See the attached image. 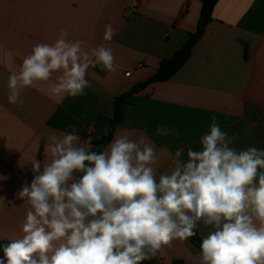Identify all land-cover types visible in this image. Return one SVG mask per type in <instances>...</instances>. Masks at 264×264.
I'll use <instances>...</instances> for the list:
<instances>
[{"label": "crops", "instance_id": "crops-1", "mask_svg": "<svg viewBox=\"0 0 264 264\" xmlns=\"http://www.w3.org/2000/svg\"><path fill=\"white\" fill-rule=\"evenodd\" d=\"M201 7L200 0H0V178L6 177L0 179V245L21 233L27 206L17 194L30 186L31 162H43L49 137L74 127L81 143L99 139L116 97L145 83L183 46L196 31ZM108 24L115 35L105 42ZM61 29L87 47H111L119 69L89 68L91 87L81 96L56 95L38 83L23 91L22 105L10 104V71L35 45L54 43ZM213 117L236 137L237 150L264 149V0H219L184 65L167 81L127 98L112 140L123 129L133 139L146 136L161 155L157 172L163 173L178 148L185 149L182 159L188 148L200 149ZM161 126L174 132L157 136ZM197 229L202 238L209 232L203 225ZM198 253L189 239L177 238L141 264H192Z\"/></svg>", "mask_w": 264, "mask_h": 264}, {"label": "clouds", "instance_id": "clouds-1", "mask_svg": "<svg viewBox=\"0 0 264 264\" xmlns=\"http://www.w3.org/2000/svg\"><path fill=\"white\" fill-rule=\"evenodd\" d=\"M114 35L106 25L103 40ZM97 66L119 69L112 48L87 47L61 29L10 71L8 102L22 105L23 91L38 83L56 95H84L88 70ZM212 120L200 149L188 148L182 159L178 148L163 173L154 144L127 129L99 151L91 137L81 143L74 127L53 133L43 162H31L30 186L17 194L25 218L20 235L0 245V264H141L201 225L209 232L192 264H264V149L237 150L236 137ZM173 132L156 129L157 136Z\"/></svg>", "mask_w": 264, "mask_h": 264}, {"label": "trees", "instance_id": "trees-1", "mask_svg": "<svg viewBox=\"0 0 264 264\" xmlns=\"http://www.w3.org/2000/svg\"><path fill=\"white\" fill-rule=\"evenodd\" d=\"M202 3L201 14L197 24L196 31L190 35L188 40L183 44V46L169 59H164L160 62L155 75L148 79L145 83L134 87L132 90L116 97L114 102V114L108 126V134L101 135L99 139H92L91 150L99 151L102 150L107 144L112 140L113 133L119 123L124 117V110L127 104V98L135 93H139L147 85L155 82H164L170 79L187 61L189 58L193 47L197 41L204 34L206 27L213 20V11L219 0H200ZM196 235L190 237L189 240L199 249L200 243L202 242V237L198 231L195 230ZM171 264H183L182 261L176 260Z\"/></svg>", "mask_w": 264, "mask_h": 264}, {"label": "built area", "instance_id": "built-area-1", "mask_svg": "<svg viewBox=\"0 0 264 264\" xmlns=\"http://www.w3.org/2000/svg\"><path fill=\"white\" fill-rule=\"evenodd\" d=\"M137 5H138V1H135V2H134V6H137ZM126 75L129 76L130 73H127Z\"/></svg>", "mask_w": 264, "mask_h": 264}]
</instances>
